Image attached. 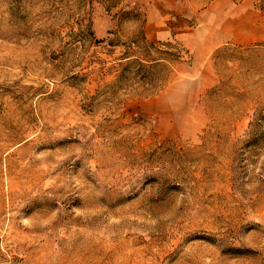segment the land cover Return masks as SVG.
<instances>
[{"label":"rangeland","instance_id":"obj_1","mask_svg":"<svg viewBox=\"0 0 264 264\" xmlns=\"http://www.w3.org/2000/svg\"><path fill=\"white\" fill-rule=\"evenodd\" d=\"M0 264H264V0H0Z\"/></svg>","mask_w":264,"mask_h":264},{"label":"crops","instance_id":"obj_2","mask_svg":"<svg viewBox=\"0 0 264 264\" xmlns=\"http://www.w3.org/2000/svg\"><path fill=\"white\" fill-rule=\"evenodd\" d=\"M250 32H248L247 30H244L240 33L241 38H245L248 39V37H252L253 34H249Z\"/></svg>","mask_w":264,"mask_h":264},{"label":"trees","instance_id":"obj_3","mask_svg":"<svg viewBox=\"0 0 264 264\" xmlns=\"http://www.w3.org/2000/svg\"><path fill=\"white\" fill-rule=\"evenodd\" d=\"M153 59H154V61H155V60H158L159 58H158V57H157V58L155 57V58H153ZM152 61H153V60H152ZM140 64H141V63H140Z\"/></svg>","mask_w":264,"mask_h":264}]
</instances>
